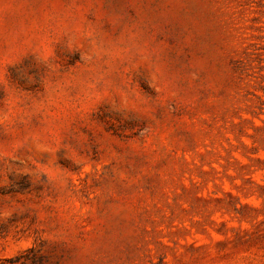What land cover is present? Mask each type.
Returning <instances> with one entry per match:
<instances>
[{
	"label": "rangeland",
	"instance_id": "obj_1",
	"mask_svg": "<svg viewBox=\"0 0 264 264\" xmlns=\"http://www.w3.org/2000/svg\"><path fill=\"white\" fill-rule=\"evenodd\" d=\"M0 264H264V0H0Z\"/></svg>",
	"mask_w": 264,
	"mask_h": 264
}]
</instances>
